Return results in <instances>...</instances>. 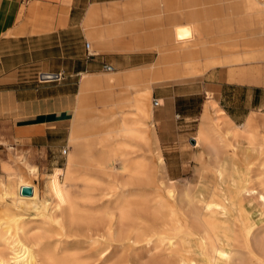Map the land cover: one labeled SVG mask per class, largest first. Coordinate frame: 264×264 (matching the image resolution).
<instances>
[{
    "label": "crops",
    "instance_id": "obj_1",
    "mask_svg": "<svg viewBox=\"0 0 264 264\" xmlns=\"http://www.w3.org/2000/svg\"><path fill=\"white\" fill-rule=\"evenodd\" d=\"M228 3L231 9L225 0H0V98L7 101L0 173L7 181L18 175L4 161L5 145L40 172L52 170L66 145L62 169L106 165L99 136L121 113L134 115L141 92L158 101L151 113L159 151L198 121L194 140L212 103L235 125L264 108V43L255 36L264 13L258 0ZM231 17L235 33L212 35V24ZM186 26L192 39L177 41L176 29Z\"/></svg>",
    "mask_w": 264,
    "mask_h": 264
},
{
    "label": "bare ground",
    "instance_id": "obj_2",
    "mask_svg": "<svg viewBox=\"0 0 264 264\" xmlns=\"http://www.w3.org/2000/svg\"><path fill=\"white\" fill-rule=\"evenodd\" d=\"M258 1L264 13V0ZM175 33L177 41L193 37L189 26ZM149 94L138 93L134 115L121 113L99 136L108 159L106 165L94 167L96 174L112 179L110 186L81 172L93 167L54 168L45 184L54 205L47 208L32 200L30 207L38 219L27 220L17 211L19 202L8 206L0 173V264H109L113 248L137 244L152 257L130 264H264V114L251 113L235 125L214 103L212 115L205 111L196 137L200 147L196 156L202 161L197 173L210 171L214 182L207 195L196 194V185L188 181L177 185L167 177ZM6 104L0 98V105ZM125 138L153 154V169L144 156L127 157L132 146ZM229 150L234 158L240 156L241 164L226 162ZM116 159L120 165L114 164ZM22 165L29 173L36 172L27 162ZM243 171L255 176L242 179ZM78 237L98 246L94 254L82 256L77 245L68 242Z\"/></svg>",
    "mask_w": 264,
    "mask_h": 264
},
{
    "label": "rangeland",
    "instance_id": "obj_3",
    "mask_svg": "<svg viewBox=\"0 0 264 264\" xmlns=\"http://www.w3.org/2000/svg\"><path fill=\"white\" fill-rule=\"evenodd\" d=\"M258 3H261L258 1ZM226 7L231 9L230 3H228V0H225ZM222 14V12H221ZM234 16L236 14L232 13ZM224 17V16H223ZM183 22V21H182ZM180 22V24H183ZM236 23L234 20V17H231V19L226 20L222 18L221 21V26H217L212 24V35L214 36H219L224 33H235L236 32ZM258 34H255L257 36ZM259 38V42L264 43V29L263 33L261 35L257 36ZM241 52H245L242 48L239 49ZM118 92L111 93V96L116 98ZM209 100V99H208ZM148 103L150 108L153 111V108L151 106V93L148 96ZM206 104V103H205ZM204 104V105H205ZM96 107H102V104L97 101ZM204 108V107H203ZM252 111H256L257 113H263L264 114V108L263 107H258L256 109H252ZM250 113V112H249ZM193 126L191 129L183 132L185 135H182L179 139V141L175 144L167 145L160 150V154L164 160L165 166H166V171H167V177L170 180H173L177 185H180L181 183H184L186 181L194 184L195 187V193L204 192V195H207L211 185L214 182V176L210 171H205L201 170L199 174L197 171H199L202 168V161L195 160L197 159V154L200 150V147L197 145L196 138L194 139L195 145L190 144L189 139H193L194 136H196V131H197V126H198V121H194L191 123ZM68 125V122H67ZM67 135H68V126H67ZM66 135V139H67ZM125 140L128 142L129 145L132 146L127 149V152L129 155L127 156L128 158H136L138 156H144L145 159L147 160L149 167L151 169L154 168L155 166V159L152 153H145L144 149L142 146L136 141V140H130L126 139ZM192 146H194L192 148ZM9 147L5 145V150H6V159L4 161L12 162L14 164L15 169L17 170L18 174L17 176L11 178L8 181L5 179V185H6V201L9 204L12 202H16L18 205V210L21 213L24 214V218L27 220L29 219H38L37 213L32 210L30 207V202L32 200H37L39 201L43 206L47 208H51L54 203L52 199L46 194L45 192V184L48 180V175L53 173L54 168L60 167L63 168L66 162V157L68 155V149L67 145L62 148V150H66V154L60 155V159L57 161V164L52 168L49 167L46 171H39L36 169V172L34 174L29 173L27 170L23 169L22 163L24 161H21V157L23 156L22 153H16L19 158H16L9 152ZM62 150L60 152H62ZM227 153V154H226ZM225 153V159L228 164L230 163H238L241 164L242 160L239 158L240 156L234 158L232 153V150H229ZM107 157V153L103 155V159L105 160ZM3 160H0V163ZM115 165H120L119 159H116L114 162ZM1 172V170H0ZM81 172L86 173L88 176H95L97 178H100L101 180L107 182V186L111 185L112 179H107L105 176L101 174H96L97 170L96 167L91 168V170L86 171L85 169H81ZM254 177V173L250 171H243L242 172V179H247L249 177ZM106 178V179H105ZM229 185H226V188L228 189ZM22 187H27L31 190V195L29 196H22L20 195L19 191ZM21 201V202H20ZM51 205V206H50ZM262 219L264 218L261 217ZM49 230V229H47ZM51 230V229H50ZM54 231H51L50 234L52 235ZM81 232V231H79ZM55 238V237H54ZM78 241L79 244L74 243V241ZM69 243L72 244V246H76L78 251H80V254L82 256H89V254H94L93 251L94 249L98 248L97 245H92L90 246L89 244H85L84 240L82 237L78 238H71L68 240ZM81 242V243H80ZM74 244V245H73ZM76 244V245H75ZM88 247H87V246ZM70 246V247H72ZM142 244L140 245H135L131 248L125 247L122 250L119 248H113L111 250L110 254V259L109 264H130L138 261V263H145L150 260L152 256L148 255L146 253V249L143 248ZM82 248V249H81ZM128 248V249H127ZM93 249V250H92ZM92 252H91V251ZM89 253V254H88ZM152 255V254H151ZM137 257V258H136ZM150 257V258H149ZM133 261V262H132ZM144 261V262H143ZM96 264H100V262H96Z\"/></svg>",
    "mask_w": 264,
    "mask_h": 264
},
{
    "label": "built area",
    "instance_id": "obj_4",
    "mask_svg": "<svg viewBox=\"0 0 264 264\" xmlns=\"http://www.w3.org/2000/svg\"><path fill=\"white\" fill-rule=\"evenodd\" d=\"M88 43H84V49H85V56L86 57H91L92 56V53L89 52L88 50ZM102 70L104 72H110L111 71V68L107 65H102ZM151 106L152 108H156L158 106V101L156 99H152L151 98ZM61 155H64L65 154V151L64 149L62 150V152H60Z\"/></svg>",
    "mask_w": 264,
    "mask_h": 264
},
{
    "label": "water",
    "instance_id": "obj_5",
    "mask_svg": "<svg viewBox=\"0 0 264 264\" xmlns=\"http://www.w3.org/2000/svg\"><path fill=\"white\" fill-rule=\"evenodd\" d=\"M40 80H51L56 79V75H40ZM190 144H193L192 140H189ZM20 195L22 196H29L31 195V190L27 187H22L19 191Z\"/></svg>",
    "mask_w": 264,
    "mask_h": 264
}]
</instances>
